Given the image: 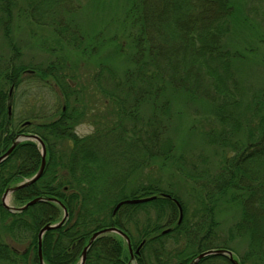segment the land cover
I'll return each instance as SVG.
<instances>
[{"label":"trees","instance_id":"1","mask_svg":"<svg viewBox=\"0 0 264 264\" xmlns=\"http://www.w3.org/2000/svg\"><path fill=\"white\" fill-rule=\"evenodd\" d=\"M85 1L0 0V155L21 134H36L46 146L41 176L14 189L8 205L43 200L21 211L5 208L2 196L37 172L40 147L21 141L0 162V264H39L38 233L60 222L64 209L63 223L42 235L43 264H78L90 236L111 227L129 237L132 256L125 240L108 232L92 242L84 264H191L217 249L231 251L238 264H264V87L243 97L236 54L224 41L243 13L239 1L111 0L113 19L123 12L116 33H106L104 22L84 27ZM19 17L49 29L43 38L55 59L22 60L13 34ZM119 56L123 69L108 61ZM39 87L54 93L50 111L28 95L19 105L22 89ZM94 110V131L77 136L74 124ZM185 111L203 143L220 148L215 163L190 162L177 151L172 123L178 127ZM154 164L189 184L195 207L141 172ZM149 196L155 198L113 212L124 199ZM221 204L238 214L225 235ZM235 240L246 245L237 258ZM197 264L232 263L213 254Z\"/></svg>","mask_w":264,"mask_h":264},{"label":"rangeland","instance_id":"2","mask_svg":"<svg viewBox=\"0 0 264 264\" xmlns=\"http://www.w3.org/2000/svg\"><path fill=\"white\" fill-rule=\"evenodd\" d=\"M238 1L240 3V6H242L243 13L241 12L240 16H238V23H234L231 33L224 41L227 47L230 48L234 54H236V59L234 61L236 73L240 81L243 97L247 99L249 95L264 87V0ZM108 3L111 4V0H86L84 2V10L82 9L80 17H82V22L86 29L90 31V28L92 27L91 30H93L96 27L95 23L101 24L104 22L103 26H105L106 28V33H108L109 31L116 33L118 31H121V29L123 30V27L120 24L123 12L121 11L118 14V17L116 16L117 20L113 19V11ZM99 4L100 6H98ZM14 26V39H16V41L22 47V60L24 62L35 64L41 62L45 64L52 59H55V54L49 53L44 41V38L46 37V35H44V32L49 35L46 32V30L49 31V29L43 30L37 26L31 25L22 17L16 19V23ZM107 36H109V34ZM104 39L105 36L101 40ZM2 44H4V41L0 34V46H2ZM111 58L112 57H110V59L107 58V60L109 59L108 61H112L114 66L122 69L127 66V61L123 56L113 57V59ZM27 75L28 73H25L23 76L26 77ZM82 81H87V75L82 78ZM23 90L24 89L21 90V92L23 93V97H19L17 99L19 105L25 102L26 96L28 95L29 98L31 96L33 99L38 98L39 100H41L42 102L38 101L37 99V105L43 104L44 107L48 108V110L50 111L49 108L54 98V93H51L48 88L39 87L35 90H31V88L27 91ZM77 102L79 103V99H77ZM62 108L64 109V107L60 105L58 108V113L62 110ZM183 109H186V107H184ZM88 110L90 109H87V111ZM16 112L21 113L22 111L19 107H17ZM105 112L106 110L104 109L100 110V113ZM95 113L96 111L94 110L88 113V116L87 114H83L79 121L74 124L72 129L77 136H86L94 131L95 125L93 123V114ZM180 118L181 122L178 127L176 124L177 122H174V124L172 123L173 136L175 135V144L177 147V151L181 152L183 156L186 157L185 159L190 162H198L201 159L205 158L209 161V164L215 163L220 157V148L217 149V152L212 148L207 147L203 143L200 135H198L200 133L199 130L190 129V125L193 124L194 120L193 114L191 112L185 111L182 117L176 118V120ZM169 170L170 169H166L161 172L154 164L153 167L143 168L141 172L144 175L146 173H149V176L153 178L155 182L156 179H158L159 181L157 183L160 184V188H174L176 190H179L187 205L189 207H195V194L190 189L189 184L185 180H182L180 177H176L170 174ZM5 201L6 204H13L11 193L6 196ZM237 215L238 214H236L234 209L230 208L228 205L221 204L220 206H218L217 217L220 223L219 231L224 233L223 235H225L229 225L232 223L233 219L237 217ZM245 246L246 245L244 244V242L240 240H235V242L230 244V247L235 250L234 255L236 258L237 254H241L244 251ZM80 261L81 258L78 264H80Z\"/></svg>","mask_w":264,"mask_h":264},{"label":"water","instance_id":"3","mask_svg":"<svg viewBox=\"0 0 264 264\" xmlns=\"http://www.w3.org/2000/svg\"><path fill=\"white\" fill-rule=\"evenodd\" d=\"M11 89H10V93H11ZM8 112L10 113V106L8 107ZM22 140H31V141H34V142H37V144L40 146L41 148V162H40V166H39V169L38 171L35 173V175L28 181H25L19 185H17L16 187L14 188H9L6 190V192L3 194L2 196V204L5 208H8L9 210L11 211H21L25 208H27L28 206H31L33 204H35L36 202L38 201H41L43 200L42 198H34L30 201H28L26 204H24L22 207L20 208H13V207H10L9 205L6 204V201H5V198L6 196L11 193L14 189L16 188H20L28 183H33L35 182L42 174L43 170H44V167H45V163H46V160H45V156H46V148H45V145L43 143V141L35 134H31V135H23L21 137H18L14 140V142L12 143V145L8 148V150L6 152H4L2 155H0V162L2 160H4L10 153L11 151L13 150V148L16 146V144H18L20 141ZM162 196L164 197H168V195L166 194H162ZM155 198V196H149V197H144V198H132V199H124L120 202H118L114 209H113V212H116L121 206L123 205H126V204H139V203H143V202H148V201H151ZM49 200H52V199H49ZM177 205H178V208H179V211H180V215H179V221L181 220L182 218V213H181V207L180 205L178 204V202H176ZM67 217V212L65 211L64 209V216L63 218L61 219L60 222L56 223V224H46L44 225L39 233H38V257H39V264H43V261H42V255H41V238H42V235L45 231L47 230H50V229H53V228H57L59 227L63 221L66 219ZM169 229H166L163 231V233L165 232H168ZM108 232H114L118 235H120L127 243V246H128V250L130 252V255L132 256V247H131V244H130V239L129 237L124 233L122 232L121 230L119 229H116L114 227H111V228H104V229H101V230H98L96 232H94L87 244L84 246L83 250H82V255H81V261H80V264H84V261H85V258H86V251L88 250V248L90 247V245L92 244V242L97 238L99 237L100 235L104 234V233H108ZM143 244V242H141L138 246V248L136 249V252L138 253V250L139 248L141 247V245ZM213 254H221V255H224V256H227L229 258V260L231 261L232 264H238V261L236 259L233 258V254L231 251L229 250H222V249H217V250H207V251H204V252H201L199 255H197L191 262V264H197L198 261L200 259H202L203 257L205 256H208V255H213Z\"/></svg>","mask_w":264,"mask_h":264},{"label":"flooded vegetation","instance_id":"4","mask_svg":"<svg viewBox=\"0 0 264 264\" xmlns=\"http://www.w3.org/2000/svg\"><path fill=\"white\" fill-rule=\"evenodd\" d=\"M23 135H31V134H21V135L17 136L16 138L21 137V136H23ZM35 135H36V134H35ZM39 138H40V137H39ZM22 141H24V140H22ZM30 141H31V140H30ZM20 142H21V141H20ZM36 143H37V142H36ZM43 143H44V142H43ZM44 145H45V144H44ZM39 147H40V146H39ZM45 148H46V146H45ZM40 152H41V148H40ZM38 169H39V168H38ZM37 171H38V170H37ZM34 175H35V174H34ZM34 175H33V176H34ZM33 176H32V177H33ZM32 177H31V178H32ZM31 178H30V179H31ZM30 179H29V180H30ZM26 181H28V180H26ZM24 182H25V181H24ZM22 183H23V182H22ZM20 184H21V183H20ZM28 184H30V183H28ZM18 185H19V184H18ZM15 187H16V186H15ZM22 187H23V186H22ZM13 188H14V187H13ZM11 193H12V192H11ZM36 198H39V197H36ZM31 200H32V199H31ZM29 201H30V200H29Z\"/></svg>","mask_w":264,"mask_h":264}]
</instances>
